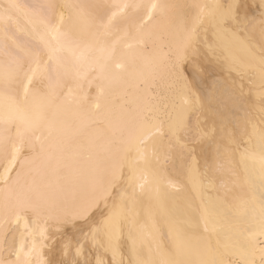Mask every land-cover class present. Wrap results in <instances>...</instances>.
<instances>
[{"label":"bare ground","instance_id":"obj_1","mask_svg":"<svg viewBox=\"0 0 264 264\" xmlns=\"http://www.w3.org/2000/svg\"><path fill=\"white\" fill-rule=\"evenodd\" d=\"M8 2L9 0H0V5L7 7ZM15 2L26 5L28 11L35 10L48 15H51V12L40 6L49 3L58 6L66 3L84 6L82 9L72 10L74 15L82 13L85 21L82 27L79 25L76 27L75 32L78 35L82 34L88 40H94L97 49L115 44V59L124 63L126 69L115 79L102 80L98 78L99 74L95 73L89 76L90 84L87 81L84 82L80 94L86 97L85 109L89 117L88 126L79 133L72 132L69 135L65 141L63 153H57L59 164L54 161L51 165L45 166L42 163L45 154L41 153L40 144L37 143L34 151L25 150V157L31 159L20 170L19 183H16L15 172L12 173L13 179L6 189L0 183V201L5 195L15 194L26 186L40 188L46 194L55 197L68 209L85 201H95L88 213V219L74 218L69 212L67 215L61 214L48 221L49 238L46 241L48 247L44 249L46 258L53 261L60 260L66 241L70 239L75 245L84 241L85 236L90 237L91 230L105 220L114 204H121V197L124 196L125 211L115 226L114 239V244L118 246L117 259L122 260L123 264H131L137 255L146 260H156L162 255L175 252L173 238L176 228L182 229L189 238L183 249L173 258L188 261L190 264H199V261L215 256L224 264H244L245 257L242 254L250 248L251 242L264 241V236H260L257 231L259 203L261 195L264 193V174L261 172L259 163L260 154L264 153V141L260 136V130L264 129V104L261 103L260 96L261 89L264 87V38L259 35L261 34L259 26H261L260 22L264 20V17L262 19L260 13V16L257 14L258 10H260L259 12L262 10L261 14L264 13V0H15ZM234 2L238 3L241 8L245 6L243 10L250 7L249 12L254 10L251 13L256 10L254 8L250 11L251 5L257 3L260 8L255 13L258 17L252 14V18H248L251 15L249 12L247 16H245L246 13L242 14L239 7L236 12L235 9L233 10L234 14L241 13L239 20L248 18L253 21V24L250 21L251 25L245 26L244 23L246 24L248 20L239 24L238 20H235L236 22L232 21L233 24L235 23L234 29L232 26L231 28L230 26L226 27L231 29L229 32L239 31L240 34L242 33L241 37L236 32L231 36H237L230 39V36L220 28L223 31L222 35H227L220 37H228L232 41L231 44V41L228 42L226 39L231 45L228 49V43L225 41L226 44L223 39L218 38V41H223L222 47L226 45L225 49L222 48L223 51L229 50L225 54L228 59L223 55L225 52H222L223 57L222 55L221 57L227 60L224 59L223 62L229 61L232 66L238 61L236 63L238 66L234 65L231 69L228 68L229 63L226 64L227 67L224 66L225 63L222 64L224 69H229L227 70L229 74L232 69L236 71H231L228 78L230 85L232 84L235 88L231 87L232 91L224 89L226 93L220 91L218 93L221 96L220 99L216 97L217 95L214 97L211 92L212 97L208 95L207 83L204 82L208 78L210 80V76L206 80H204V76H207L205 73L212 74L211 76L215 73L214 77L216 78L221 68L219 67L220 70L217 72L214 66L215 68L210 69L211 71L208 69V72H211L208 73L204 72L207 68L203 66L205 70L199 72V69H194L197 64L191 69L189 64L192 61L191 63L187 62L193 48L198 53L197 47L200 43L202 45L200 46L201 52L207 49L205 47L211 43L210 40L217 43V38L214 37L218 30L216 32L207 31L209 34L213 32L209 41L205 36L206 29L210 27V30H216L218 29L217 24L215 25L217 27L214 28L207 22L203 25V27L208 25V28H204L205 31L202 27L198 29L193 40L195 41L193 48L191 45L186 58L179 64L175 62L174 52L176 44L181 38L182 26L190 25L192 17L198 11L192 5L218 3L221 6H227ZM151 3L171 7L163 10L158 9L152 22L143 28L139 27L141 21L145 19L143 7L124 10L116 7L124 4L145 5ZM61 10L58 7L55 10L56 14L58 15ZM64 11L67 18V10ZM113 12L117 13L115 17L112 16ZM10 14L14 20L18 21L21 28L27 30L28 34L24 36L25 39L34 37L38 32L43 31L39 16L26 17L23 13H18L15 10H11ZM217 14H220L219 11ZM234 17L236 16L234 15ZM109 18H112L110 31L105 33L103 25L108 23ZM259 19L260 25H257ZM225 24L222 22L219 26L225 27ZM236 25L244 29L242 28V30ZM248 29L252 32L249 33ZM254 29L255 31H253ZM227 30L225 29V32ZM256 31L259 34L255 33ZM200 33L202 36L199 35ZM245 33L247 39H254L257 42L252 40L251 45L250 40H247L249 43L245 42ZM200 39L204 40L207 45L205 46V43ZM196 40H200L197 46H195ZM259 40H263V42H258ZM215 43L212 45H217ZM233 43L236 45L234 46L236 48L234 54L238 55L236 58L230 53L235 51ZM243 47L247 50L244 51ZM212 48H210V53ZM252 49L255 51L254 53ZM215 51L218 52L216 46L212 52L214 56ZM241 51L242 53L239 54ZM94 55L99 56V51L97 50ZM219 58L220 55L217 59L219 60ZM2 59L3 57L0 56V60ZM211 66L213 64L209 67L211 68ZM235 66L238 69H235ZM221 72H224L223 69ZM225 76H221L222 80ZM228 79L225 77V83ZM222 80L220 78V82ZM101 85L103 86L102 94H100ZM229 91H234L236 94H231ZM97 103L100 105L99 109L96 108ZM230 105L235 109L240 107L242 110L241 113L237 111L238 115L230 116L234 118H231L233 121H230L229 116H227L229 120L226 117L227 112L229 113L231 110ZM148 107L156 110L158 117L164 121L165 128L169 120L184 119L193 129L194 134L181 140L180 144L167 136L158 139L156 142L158 159L151 157L152 148L151 145L149 146L151 165L160 174L159 193L157 195L155 191L147 189L141 193L139 187L136 186V197L133 200L132 193L135 186L133 173L125 168L123 173L117 172L113 178L110 161L105 153L97 148H93L91 153L81 152V148L88 144L90 138H94L98 145L104 144L111 137L114 127L120 120L138 109ZM203 112L208 113L207 116L210 117V120L214 118L215 122H212L213 120L211 122L212 124L216 123L213 124L216 132H214V128H211L213 126L209 125L210 123L205 122L206 129L209 126L208 130L204 128L203 122L207 116ZM231 113L229 114L231 115ZM65 119L69 124L76 119L74 108L68 112ZM212 131L213 136L211 140L209 139L211 142L209 144L207 137L212 135ZM205 133L206 135H204ZM200 136H206L201 140L207 139L204 143L209 145L203 144V146L199 144L200 142L192 143L195 139L199 141ZM244 152L249 153L248 159H242L241 154ZM135 157H137V152L133 150L129 158ZM101 177L103 188L107 189L103 194L102 187L98 183ZM222 184H226L229 189L227 205L220 203L225 196ZM253 206L256 209L255 215L249 211ZM206 209L207 211H205ZM9 227H16L14 218ZM20 231H23V221L20 224ZM253 233L257 234L252 236ZM11 235L12 233H9V240H11ZM17 241H19V233H17ZM3 256L5 259L10 258L6 251L3 252ZM74 258L81 261L87 260L88 264H96L97 258H101L105 264H110L112 252H105L103 247L94 245L89 238L84 244L80 257H74V253H70L67 257L70 261ZM248 259L259 264V246L255 249L254 255L248 256Z\"/></svg>","mask_w":264,"mask_h":264},{"label":"snow or ice","instance_id":"obj_2","mask_svg":"<svg viewBox=\"0 0 264 264\" xmlns=\"http://www.w3.org/2000/svg\"><path fill=\"white\" fill-rule=\"evenodd\" d=\"M49 10L51 15L28 11L27 6L9 0L7 7L0 5V183L5 189L12 181V173H16V183H19L20 170L31 158L25 157V150L34 151L37 143L40 144L41 153L45 154L42 163L51 165L54 161L59 164L57 153H63L64 144L72 132L79 133L88 126L89 117L85 109L86 97L80 93L84 82L91 81L89 76L98 73V78L115 79L125 71V64L115 59V44L105 45L97 49L94 40L86 39L82 34L75 32L76 27L83 26L85 21L82 13L73 14L74 9L84 6L66 3L56 5L49 3L40 6ZM62 9L56 14L57 8ZM117 9L141 8L145 9V19L141 21L140 28L146 27L155 18L158 9L163 10L169 5L151 4H124L117 5ZM198 9L192 17L190 25L182 26L180 40L176 44L174 57L179 64L186 58L197 31L207 21L216 22L217 25L233 16L234 8L238 3L221 6L214 4H194ZM11 10L23 13L26 17L39 16L43 31L34 37L25 39L27 30L21 28L18 21L10 14ZM67 10V18L65 11ZM219 11V18L217 12ZM116 12L112 16L115 17ZM111 19L104 24L105 33L110 31ZM31 22V21H30ZM261 37L264 38V20L261 21ZM217 38L221 33H215ZM130 46V45H129ZM99 51L100 55L94 53ZM101 93L103 86L101 85ZM261 103L264 104V87L261 92ZM99 103L96 108L99 109ZM75 109L76 119L71 124L65 119L68 112ZM39 134V135H38ZM193 129L184 119L169 120L167 127L155 109L148 107L138 109L120 120L114 127L111 137L104 144L98 145L94 138L82 146L81 152L91 153L93 148L105 153L110 161V171L115 178L116 173H123L125 168L133 173L135 186L132 199L135 200V187L141 193L146 189L155 191L158 195L159 172L151 165V157L159 158L156 142L164 136L180 144L181 140L193 135ZM261 140L264 141V129L260 130ZM183 147V145H181ZM137 152V157L129 158L132 151ZM242 159H248L249 153L241 154ZM24 157V159H22ZM62 158V155H61ZM260 169L264 174V153L259 157ZM102 187V194L107 191L103 188V179L98 181ZM225 196L220 201L227 205L229 189L226 184ZM124 196L121 204H114L109 215L103 222L91 230L90 237L85 236L84 241L73 245L69 239L63 245L62 259L53 261L46 258L44 249L48 247V221L59 215L69 212L74 218L88 219V213L95 201H85L78 206L68 209L55 197H52L40 188L26 186L15 194H7L0 201V264H88L87 260L67 259L70 253L80 257L86 241L91 240L94 245L103 247L105 252H112L110 264H123L117 259L118 246L114 244L115 226L124 215ZM207 211V209L205 210ZM249 211L255 215L253 206ZM258 234L264 236V193L261 195L258 213ZM15 220L16 227L9 225ZM23 221V231L20 224ZM207 227V226H206ZM12 233L11 240L8 239ZM19 233V241H17ZM257 233H253L255 236ZM189 237L186 233L176 228L173 238L175 252L162 255L156 260H146L136 256L131 264H190L188 261L173 258L180 252ZM264 241L251 242L250 248L245 250L244 264H255L248 256L254 255L259 246V264H264ZM7 252L9 259H5L3 252ZM14 257V258H12ZM96 264H105L97 258ZM199 264H224L220 259L212 256L199 261Z\"/></svg>","mask_w":264,"mask_h":264},{"label":"rangeland","instance_id":"obj_3","mask_svg":"<svg viewBox=\"0 0 264 264\" xmlns=\"http://www.w3.org/2000/svg\"><path fill=\"white\" fill-rule=\"evenodd\" d=\"M252 6H253V7H252ZM255 6H256V7H255ZM244 7H245V6H243V7L241 8V6H240V7H239V10H241L240 12H241L242 14H243V13H246L245 16H247V15H249V14H247V13L249 12V8H250V7L246 8V10H243ZM254 8H255L256 10H258V9L260 8V5L257 6V3L254 4V5H251V9H250V11H251L252 9H254ZM234 9H235L234 11L236 12L237 8H234ZM244 9H245V8H244ZM256 10H255L254 13H251V12L254 11V10H252L251 12H249V13H251V15L248 16V18L251 17L252 14L254 15V14L256 13ZM234 11H233V12H234ZM259 11H260V10H258V14H257V15H258V16L261 15V18L264 17V13H262L263 15L261 14L262 10H261V12H259ZM240 12H237V13H235V14L233 13V17H234V15H235L236 17H234V18H237V19H234L233 17H231L230 20H229V18H227L228 20L225 19V21H224V22L226 23V24H225V27H221V25H220V26L217 25V26H218V29H216V30H210V27H209V29H206L205 27L208 26V25H206V24H207V21H206V22H205V23H206V24H205L206 26H205V27L202 26V29H203V30H204V28L206 29V35H205V36H207L208 41H209V38H210V36L212 35L213 32H212L211 34H209L207 31L209 30V31H214V32H216L217 30L219 31L220 28H222L223 31H224V33H226L228 36H230V39H231V37H232V36H231L232 33H233V34H236L237 30H236V31L234 30L235 33H234L233 30H232V32L230 31V32H231V34H230L229 30H231V29L226 28V27H227V26H228V27L230 26V28H231V26H232V29H234V27H235V23L233 24L232 21L236 22L235 20H238L237 23L239 24V23H242V22L245 21V20H248V21H246V24L244 23V25H245V26H246V25H247V26H248V25H251L250 21H252L251 18H252L253 16L250 18L251 20H249L247 17H246L247 19L244 20V19H242V17H241V19H242V21H241V20H239V18H240L239 16L241 15ZM186 13H187V11H186ZM217 13H218V12H217ZM238 13H239V14H238ZM259 13H260V15H259ZM237 14H238V15H237ZM257 15L255 14L254 16L258 17ZM237 16H238V17H237ZM245 16H244V18H245ZM217 17L219 18V15H218V14H217ZM256 17H254V18L256 19ZM254 18H253V19H254ZM232 19H233V20H232ZM257 19H258V18H257ZM262 19H263V18H262ZM262 19H261V20H262ZM227 21H228V22H227ZM254 21H255V20H254ZM257 21H258V20H257ZM255 22H256V21H255ZM259 22H260V19H259L258 23L256 22L257 25L259 24ZM231 23H232V24H231ZM247 23H248V24H247ZM249 23H250V24H249ZM256 23H255V24H256ZM213 24H214V26H213ZM213 24L210 23L209 25H211V27H214V28L217 27V26H215V25H216L215 22H214ZM227 24H229V25H227ZM252 24H253V21H252ZM255 24H254V25H255ZM260 24H261V22H260ZM260 24H259V25H260ZM241 25H242V24H241ZM244 25H243V26H244ZM222 26H224V24H222ZM237 26L239 27V25H236V27H237ZM245 26H244V27H245ZM251 27H252V26H251ZM254 27H255V26H254ZM257 27H258V26H257ZM260 27H261V26H259V28H260ZM207 28H208V27H207ZM214 28H213V29H214ZM224 28H225L226 30H227V29H228V30L225 32V29H224ZM239 28H240V27H239ZM239 28H237V29L239 30ZM242 28H243V27H242ZM242 28H240V29H242ZM247 28H249V27H247ZM243 29H244V28H243ZM243 29H242V30H243ZM255 29H256V28H255ZM255 29H254L253 31H255ZM257 29H258V28H257ZM257 29H256V30H257ZM203 30H202V31H203ZM220 30H221V29H220ZM204 31H205V30H204ZM221 31H222V30H221ZM221 31H220V32H221ZM223 31L221 32V35H220V36L223 37V36L225 35V37H226V36H227L226 34L222 35V34H223ZM248 31H250V30L248 29ZM244 32H247V31L244 30ZM251 32H252V31H250L249 33H251ZM257 32H258V31H256L255 33H257ZM204 33H205V32H204ZM204 33H203V34H204ZM237 33H238V34L240 35V37H241V34H242V33L240 34L239 31H238ZM249 33H247V34H249ZM259 33H260V29H259ZM259 33H257V34H259ZM253 34H254V32H253ZM199 35L202 36L201 33H200ZM239 35H238V37H239ZM259 35L261 36V34H259ZM259 35H257V36L260 37ZM205 36H203V37H205ZM234 36H235V35H233V37H232L233 39H234ZM236 36H237V35H236ZM236 36H235V37H236ZM248 36L252 37L251 35H248ZM225 37H224V38H225ZM242 37H243V35H242ZM245 37H246V33H245ZM245 37H243V38H245ZM211 38H212V37H211ZM214 38L216 39L217 36L214 37ZM214 38H213V39H214ZM220 38H221V37H220ZM224 38H221V39H223L224 43H226V42H227L226 39H228V37L225 38V40H224ZM204 39H205V38H204ZM215 39H214V40H215ZM233 39H232V40H233ZM245 39H246L245 42H248V43H249V41H247V40H250V39H247V37H246ZM251 39H252V38H251ZM200 40H201V39H200ZM200 40H199V41L196 40V45H195V46H197V45L199 44ZM219 40H220V39H219ZM252 40H254V39H252ZM252 40H250V45L253 43V42H251ZM201 41L204 42V40H201ZM216 41H217V43H215V41L213 42V40H210L211 43L208 44V46H206L207 43H205V42H207V40L205 39V42H204V43H205V46H206L205 48H207L205 51H203L205 55L203 54V52L200 51V50L202 49V48L200 47V46H202L201 43L198 45V47H197V52H198V53H196V51H195L196 49L193 48V46H194L193 44H194L195 41H193V42H192V48H193V51H192V52L190 51V56L188 55L189 57L187 58V59H189V61H187V62H188V63H191V61H192V63L195 62L193 65H191L192 63L189 64V68H191V67H195L194 65L197 64L196 67H195L194 69H199V72H200V70H201V71H204L205 68H207V70H205L204 72H208V69L210 70V69H213V68H215V67H216L215 70H217V72L220 70V68H221V70L223 69V71H224L226 74H225L224 72H221V70H220V72H218V73L216 72V73H217L216 76L218 77V80H217V77H216V78L214 77V74H215V73L213 74V76H211L212 74L210 75V74L205 73V75H207V76H204V77H205L204 80H206V78H208V77L210 76V80H209V78H208V79L206 80L207 82H206V81L204 82L205 84L207 83V86H206V87L208 88L209 92H207V90H206V92L208 93V95H209L210 97H212V95H214V97H215V95H217L216 97L221 99V96L218 95V93H219L220 91H224V89L227 90V91L230 90V89H231V91L233 90V88H231V87H234V86H233L232 84H231L232 86L230 85V83L228 82V81H229L228 78H229V75H231V71L235 72L236 70H235V71H234V69L230 70V74H229V72H228L227 70L231 69V67H233L234 65L238 66V65L236 64L238 61H237L236 63H234V65H232V66H230L229 61L226 62V63L223 62L225 58L228 59V57H227L225 54H227L226 51L229 49V46H231V45H229V44H230V43L232 44V41L228 39V42H229V41H231V42H230V43L227 42L228 44L226 43V44L228 45V47H227L228 49H226V51H223V49H222V48L226 47V45H225L224 47H222V46H223V41H222V42H220L221 40L218 41V38H217ZM225 41H226V42H225ZM233 41L236 43V41H238V40H237V38H236V41H235V40H233ZM239 41H242V40L239 39ZM254 41L257 42V40H254ZM218 42H219V43H218ZM258 42H261V43H262L263 40H261V41L259 40ZM197 43H198V44H197ZM204 43H203V44H204ZM213 43L217 44V45H215V46H216V49H218V52L215 51V56L213 55L214 53L212 54V52H213V50H214V48H215V46L212 45ZM240 43H241V44H242V43H243V44H246V43H244V42H240ZM261 43H260V44H261ZM218 44H219V45H218ZM221 44H222V46H221ZM241 44H240V45H241ZM263 44H264V42H263ZM217 46H218V47H217ZM232 46L234 47V46H236V45H234V43H233ZM237 46H238V44H237ZM244 46H246V45H244ZM261 46H262V44H261ZM199 47H200V48H199ZM209 47H210V48L214 47V48H212L211 53H210V50H211V49H210ZM220 47H221L222 51H221ZM256 47H257V43H256ZM263 47H264V45H263ZM195 48H196V47H195ZM205 48H204V49H205ZM208 48H209V51H208ZM230 48H231V47H230ZM237 48L239 49V46H238ZM243 48H245V47H243ZM243 48H241V49H243ZM249 48H250V46H249ZM249 48H248V49H249ZM251 48H252V47H251ZM259 48H260V47H259ZM219 49H220V51H219ZM224 49H225V48H224ZM233 49H234L235 51H231L230 53L233 54V56H235V58H236V57L238 56L237 54H234V53H236V48L234 47ZM233 49H231V50H233ZM241 49H240V50H241ZM260 49H261V48H260ZM245 50H247V48H245L244 51H245ZM238 51H239V50H238ZM252 51H253V49H252ZM222 52H225V53L223 54V55L225 56V58H222V57H223ZM228 52H229V50H228ZM232 52H233V53H232ZM247 52H248V51H247ZM250 52H251V50H250ZM254 52H255V51H253V53H254ZM191 53H192V54H191ZM194 53H196V54H194ZM199 53H200V54H199ZM218 53H219V54H218ZM241 53H242V51H241L239 54H241ZM253 53H252V54H253ZM193 54H194L195 56H194ZM197 54H198V55H197ZM201 54H202L204 57H203ZM216 54H218V55H216ZM228 54H229V53H228ZM231 54H230V55H231ZM243 54H244V53H243ZM249 54H250V53H249ZM199 55H200V56H199ZM219 55H220L219 60H221V61H219V60L217 59V57H218ZM221 55H222V57H221ZM213 56H214V57H213ZM228 56H229V55H228ZM233 56H232V57H233ZM239 56H240V55H239ZM246 56H247V55H246ZM246 56H245V58H246ZM196 57H197V58H196ZM198 57H199V58H198ZM202 57H203V58H202ZM208 57H209V58H208ZM212 57H213L214 60L212 59ZM241 57H242V56H241ZM247 57H248V56H247ZM190 58H192V59L190 60ZM200 58H201V59H200ZM235 58H234V59H235ZM242 58H243V57H242ZM195 59H196V60H195ZM226 59H225V60H226ZM230 59H231V61H232V58H231V57H230ZM201 60H202V61H201ZM204 60H205V61H204ZM207 60H208V61H207ZM212 60H213V61H212ZM217 60H218V61H217ZM236 60H237V59H236ZM214 61H215L216 63H218V64H216ZM226 61H227V60H226ZM233 61L235 62V60H233ZM203 62H204V63H203ZM207 62H208V63H207ZM188 63H187V64H188ZM224 63H225V65H224L225 67H227L228 65L226 66V64L229 63V67H228L229 69H226V68H225V69H226V70H225V69L222 67V64H224ZM212 64H213V66H211V68H210L209 66L212 65ZM220 64H221V65H220ZM232 64H233V62H232ZM200 65H201L202 67H201ZM203 66H204L205 68H204ZM214 66H215V67H214ZM236 66H235V69H236V68L238 69V67H236ZM199 67H200V68H199ZM219 67H220V68H219ZM201 68H202V69H201ZM203 68H204V69H203ZM217 68H218V69H217ZM191 69H193V68H191ZM193 71H194V70H193ZM197 71H198V70H197ZM210 71H211V70H210ZM195 72H196V71H195ZM208 73H211V72H208ZM220 73H222V74H220ZM218 74H219V76H218ZM224 75H226L225 77L228 79V80H226V83H225V77H224V80H222L223 77H221V76H224ZM227 76H228V77H227ZM213 77H214V78H213ZM212 78H213V79H212ZM220 78H221V80H222L221 82H220ZM215 82H217V83H215ZM223 82H224V83H223ZM214 83H215V84H214ZM222 84H224L223 86H226L227 88H226V87H223ZM225 84H227L229 87H228L227 85H225ZM220 85H221V86H220ZM218 86H219V87H218ZM204 87H205V86H204ZM206 87H205V88H206ZM207 88H206V89H207ZM221 88H222V89H221ZM234 88H235V87H234ZM220 89H221V90H220ZM217 91H218V92H217ZM231 91H229V93H230ZM234 91H235V89H234ZM234 91L231 92V94H236ZM210 92L212 93V95H210V94H211ZM216 92H217V93H216ZM224 92L226 93V91H224ZM206 98H209V97H206ZM210 99H211V98H210ZM208 102H209V101H208ZM210 102H211V101H210ZM206 103H207V101H206ZM207 104H208V103H207ZM208 105H209V104H208ZM232 105H233V104H232ZM230 106H231V105H230ZM233 106H234V105H233ZM233 106H231L232 108L229 107V108L231 109L230 112H232L231 115L229 114L230 112H229V113L227 112L226 117H227V116H229V117H230V116H233V117H234V114H237V115H238V112H237V111H240V113H241L242 110H241L240 107H239L238 109H237V107H236V109H235V108H233ZM235 106H236V105H235ZM234 109H235V110H234ZM201 112H202V111H201ZM204 112H205V111H204ZM204 112H203V113H204ZM203 113H202V114H203ZM204 114H205L206 116L208 115L207 112L204 113ZM204 114H203V115H204ZM228 114H229V115H228ZM206 116H205V117H206ZM233 117H230V118H229L230 121H233V120H231V118L234 119ZM207 118H208V120H210V119H209V118H210L209 116H207L206 118H204L205 121L203 120V121H204L203 123H204V128H205V129H206V126H205L206 123H207V124L210 123L209 125H211L212 122H215V121L213 120L214 118H211L213 121H212V120L208 121ZM217 119H218V118H217ZM227 119H228V117H227ZM229 119H228V120H229ZM211 121H212V122H211ZM218 121H219V120H218ZM205 122H206V123H205ZM213 124H216V123H213ZM213 124H212L211 126H213ZM217 124H218V122H217ZM218 125H219V124H218ZM208 127H209V126H207V129H206V130H208ZM211 128L213 129L214 126L211 127ZM216 128H217V125H216ZM217 129H218V128H217ZM213 130H214V132H216V131H215V128H214ZM210 133H211V132H210ZM210 133H209V134H210ZM207 134H208V133H207ZM204 135H206V133H205ZM212 136H213V131H212V135L210 134V136L208 135V137H207V138H208V142H209V144H211L210 140L212 139ZM201 138H206V136H205V137H203V136L201 137V136H200L199 139L201 140ZM209 139H210V140H209ZM200 140L198 141V140L195 139V140L192 141V143L195 142L194 144H196V142H197V143L200 142V143H199L200 145H203V144H204V145H209V144H206V142L204 143V141H207V139L201 140L202 143H201ZM208 142H207V143H208ZM199 144H198V145H199ZM204 145H203V146H204Z\"/></svg>","mask_w":264,"mask_h":264}]
</instances>
